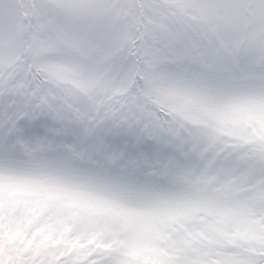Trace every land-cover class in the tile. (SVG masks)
Instances as JSON below:
<instances>
[{
	"label": "snow or ice",
	"instance_id": "1",
	"mask_svg": "<svg viewBox=\"0 0 264 264\" xmlns=\"http://www.w3.org/2000/svg\"><path fill=\"white\" fill-rule=\"evenodd\" d=\"M0 264H264V0H0Z\"/></svg>",
	"mask_w": 264,
	"mask_h": 264
}]
</instances>
